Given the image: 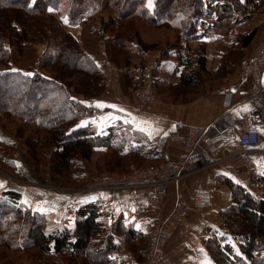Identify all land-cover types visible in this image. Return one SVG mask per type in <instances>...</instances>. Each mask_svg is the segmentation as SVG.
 <instances>
[{"label": "crops", "instance_id": "obj_1", "mask_svg": "<svg viewBox=\"0 0 264 264\" xmlns=\"http://www.w3.org/2000/svg\"><path fill=\"white\" fill-rule=\"evenodd\" d=\"M152 3L153 6L157 5L155 1ZM213 9L218 10L215 7ZM207 10V3H205V12L201 17L195 19L199 38L189 41L188 44L185 38H181L179 42L182 46L181 57H179L176 48L170 45L169 42L172 39L168 38L163 40L158 49L147 50L138 43L136 38L130 40L128 47L130 55L135 56L130 65L133 71L131 86L127 88L131 98L132 90L135 89L136 85L135 80L138 82L139 72L154 76L160 85L165 86L170 82L177 83L183 68L188 71L191 66L196 65L195 56L192 57L191 54L200 51L202 48L200 44L203 42L205 70L209 73L222 72L223 75L218 76L221 83L217 88L203 92L199 97L186 103H165L158 99L155 102L153 113H138L139 111L136 110L133 101L128 100L129 98L125 97L121 91L115 66L108 61L105 55L103 60H100L96 58V54L92 50V52L87 51L86 47V52L100 63L101 67L105 68L108 75V90L100 97H72L63 84L54 81L49 76L34 71L28 72L35 77L31 88L38 89L39 92L34 99L31 96L28 98L24 116L35 115L36 118L38 116V119L47 126L65 127L68 131L76 128H87L95 134L103 135L113 122L122 120L131 123L132 126L152 137L166 134L167 131L170 134L174 130L218 120L220 123L229 124L232 127V132L226 142L214 148H207L203 145L199 147L200 150H208L214 155V158L218 159L214 166L204 168L174 182L168 188L162 208L153 211L148 210L142 214H136L135 210L138 207L144 209L151 207L153 192L150 188L71 190L45 186L37 182L35 184L10 182L0 173V220L7 228V240L12 248L18 249V253L31 245V239H25V236H21V234L27 232L33 221L45 223L48 231L60 229L65 224L72 225L75 221L76 212L81 206L97 201L108 210L112 219L121 216L124 223H131L137 230L149 234L152 222L160 215L168 214L176 203L177 196L182 195V201L187 206V212L174 233L165 242L161 258L156 264H214L206 247V240L214 233L228 236L227 240L244 233L245 225H247L245 221H240L239 229L233 231L230 226V218H223L220 215V210L227 207L231 200L229 187L223 179L248 185L251 168L264 172V154L262 153L251 154L248 164H243L239 158L230 157L238 149V133L251 127V106L248 95L253 89L254 83L252 80L243 81L240 78L239 66L249 57L254 47L253 44L264 36V24L260 29H257L256 35L247 47L241 45L240 33L259 27V24L264 21V5H262V9L257 10L250 20L238 21L237 23L232 21L233 24L227 32L223 30L220 34H214L210 31L214 18L207 16ZM209 12L214 15L211 11ZM85 23H79L73 26L76 27L75 30L73 28L71 30L78 35L77 37L82 43L86 42L85 32L82 30L86 25ZM147 24L158 26L151 23ZM94 31L98 35V24ZM187 46L188 48H186ZM189 57L193 61L192 64L189 63L190 66H185L183 63L179 65L181 61L187 62ZM234 58H237L236 63H233ZM230 64L235 67V71L226 73L230 71V68L227 67ZM225 66L226 68H224ZM7 70L18 69L14 67L2 69L0 70V77ZM226 93H230L232 97V107L227 111L224 110L223 106ZM133 94L134 96L137 95L136 90ZM42 98H45V104L49 103L48 112L44 109L43 103L40 105ZM69 99H74L82 107L79 105V107L71 110L68 104ZM3 102L5 103V101L0 102V106L4 104ZM55 102V106L51 108L50 105ZM95 109L100 111L92 113V110ZM259 135L260 147L264 148L263 128L259 130ZM98 150L95 148L94 153L99 152ZM180 152V145L167 139L166 159H173ZM94 180L95 178L89 183ZM196 190L211 193L209 205L198 206L193 202L192 195ZM16 230L18 233L15 239ZM9 235H11L10 238ZM21 238L25 239H22V243H20ZM111 256L120 264H138L134 256L122 248L114 250Z\"/></svg>", "mask_w": 264, "mask_h": 264}, {"label": "trees", "instance_id": "obj_2", "mask_svg": "<svg viewBox=\"0 0 264 264\" xmlns=\"http://www.w3.org/2000/svg\"><path fill=\"white\" fill-rule=\"evenodd\" d=\"M79 1L81 0H0V50L6 44L18 47H22L25 42L46 44L39 56V63L53 72L52 78L62 83L72 97L80 94L91 98L101 95L106 87L105 75L101 66L80 45L78 37L65 30L60 17L64 18L69 26H75L102 9H111L114 12L113 17L100 19L101 33L108 29L107 26L111 25L112 19L119 22V26H126L127 20L133 21L138 17L151 24L157 22L160 24L164 21L162 25L178 29L174 44L170 45L176 48L179 57L182 56L180 51L182 46L179 43L181 38H185L187 44L199 38L195 19L204 13L202 0H172L160 22L148 14L143 0H124V3L123 1L119 3L117 0H97L90 6L77 7ZM212 1L220 10L217 17L212 15L214 23L211 29L214 34H220L223 30L227 32L233 24L232 21L237 23L248 20L259 6L264 5V0ZM235 14L236 16H233ZM208 15L210 14L207 12ZM133 29L134 27L129 30L124 29L127 33L118 32V35L113 36L114 40L111 41L117 42L118 46L117 50L110 53L112 59H120L121 45L129 47L131 38L137 37V30ZM257 29L260 27L240 33L243 47L250 45ZM263 37H260L253 45L255 46ZM203 44L201 42L200 51L191 54L192 57L195 56L196 65L191 66L188 71L183 68L179 81L174 85L199 88L205 85V80L202 78L204 74L214 77L219 75L205 70ZM58 62L62 64L60 73H56L55 70ZM64 62H69L70 69L64 68L66 66L63 65ZM190 62L193 63L189 57L187 62L181 61L179 65L183 63L185 66H190ZM122 63L120 74L124 77L125 84L122 82L121 84L125 86L131 83L133 75L128 64L125 61ZM76 74L82 76L86 82L73 80L72 88L64 76L70 77ZM32 77L29 73L19 70L5 72L3 79L7 100L2 104L3 106H0V113L23 119L22 125L33 124L41 128L35 117H25L22 110ZM81 86L85 88L82 89ZM68 104L71 110L80 105L74 99H69ZM99 111L95 109L92 113ZM45 131L44 142L54 147L49 166L58 176L64 171H69L70 167L89 175L85 162L91 159L94 149L98 147L104 149L103 154L106 160L104 167L109 170L120 169L127 172L131 164H136L132 165L135 167H143L141 165L145 163L149 166L166 160V136L150 139L141 130L132 128L121 121L113 122L103 135L95 134L87 128L68 131L56 126L45 128ZM260 173L264 180V172L260 171ZM250 175L248 185L223 179L229 187L231 200L227 207L220 210V215L223 218L233 215L240 217L247 222L248 230L245 235L233 236L228 240V236L216 233L209 237L206 240V247L214 264H261L264 255V189L258 190L254 187L251 169ZM148 210L154 209L141 208L138 212L135 210V213L142 214ZM150 233L137 230L131 223H124L121 216L112 219L108 210L97 201L81 206L76 212L72 225L65 224L60 229L48 231L45 223L33 221L27 230L32 244L26 249L36 247L47 255L51 253L62 255L68 264H88V262L114 264L111 253L125 244L135 260L141 262L143 256L145 257ZM5 235L6 227L0 220V243L5 239ZM80 258L87 262L77 261Z\"/></svg>", "mask_w": 264, "mask_h": 264}, {"label": "rangeland", "instance_id": "obj_3", "mask_svg": "<svg viewBox=\"0 0 264 264\" xmlns=\"http://www.w3.org/2000/svg\"><path fill=\"white\" fill-rule=\"evenodd\" d=\"M96 1L97 0H81L78 2L77 7H86L88 5L90 6V4H94ZM122 1H123V3L125 2L124 0H117V2H119V3H122ZM154 1H155V4L157 2L156 6L152 5L153 4L152 2H154ZM202 1H203V9H204L205 3L209 4V6H207V8H208L207 12L209 14H210L209 11H211L212 13H214V15H213L214 17H217L219 15L220 11H218L219 9L215 6L214 1H212V0H202ZM143 2L145 4L144 7H146V9L148 11V14L150 16H153L154 18H157L158 21L160 22L162 20L161 18L165 14L166 9L170 6L172 0H143ZM213 7L217 8L218 10H214ZM259 8L262 9V6H259ZM210 9H213V10H210ZM258 9H256L254 11L253 15H255V13L257 12ZM253 15H251L250 18H248V20H250L251 17H253ZM56 16L58 17V15H56ZM110 16L111 17L114 16L113 10L105 8V9H102V10L94 13L92 16L89 17V19L83 21V22H86L85 23L86 25H84V28L82 29L85 32L84 37L86 39V42H83V43L80 42L79 38H78V41L84 50H85V47L87 48V51H89V52L92 50L96 54L95 55L96 58H98L100 60H103L104 55H105V57L108 59V61H110L111 64H113L115 66L116 72L118 74V79H119V82L121 85V91L123 92V95L125 97L129 98L128 100H130L131 102L133 101V104L135 105V108H136L137 105L142 104V101L139 99V93L142 90L143 81L147 77L148 74H146L145 72L144 73L139 72L140 74L138 76V82H137V80H135L136 85H135V89H134V90H136L137 95L134 96V94H133L134 90H132V95L130 98V94H129V91L127 90V88L131 86V83L130 84L127 83V85H125V86H123L121 84V82L123 83L124 77H122V75L120 74L121 73L120 68H121V66H123L122 62L125 61L128 64L129 69L132 73L133 71H132L130 65H131V60L133 61L135 59V56L133 54L130 55L128 47H125V46L122 47V45H121V48L119 49V53L121 56L120 59L119 58L118 59H115V58L112 59L110 53H112L113 50L114 51L117 50V46H118L117 42L111 41V40H114V39H112L113 36L118 35V32L127 33V32H125L124 29L129 30L130 28L134 27L133 30H137V33H138L137 37H136L137 40L139 39L138 43L140 45H142L145 49L149 50V49L160 48L163 40H165L167 38L172 39L169 42L170 44H172L173 41L175 40V37L177 36L178 29L173 28V26L169 27L165 24L162 25V22H164V21H161L160 24H157L158 22L156 24H154L156 26L158 25L157 27L151 26L150 24H147L148 22H145L144 20H142L138 17V18L134 19L133 21L127 20L126 26H119V22L117 23L114 19H112L111 25L107 26L108 29L102 33L99 30L98 35H96L94 33L96 31H94V30H95V27L97 26V24H98V27L100 28V24H99L100 19L101 18H107ZM209 16H212V15L210 14ZM233 16H236V14ZM116 20L118 21V19H116ZM60 21L62 22V24L66 28L65 30L72 32L76 37L78 36L73 31H71L72 28L75 30L76 27H73L72 25L69 26L64 18L60 17ZM83 22H81V23H83ZM213 23H214V20H213ZM213 23H212V25H213ZM263 24H264V21L259 24V27L261 28L263 26ZM196 28H197V32H198L197 24H196ZM174 31H175V34H174ZM210 31H212V33H214V31L212 29ZM118 39H120V38H118ZM131 39H133V38H131ZM45 47H46V44L36 43V42H31V43L25 42L22 47H18L16 45L9 46L8 44H6V46L3 47L2 50H0V70L5 69V68H9V67H14V68H16L19 71L24 72V73H28L29 71H34L36 73L39 72V73L44 74L46 76H49V78L53 79L52 78L53 72H50L48 68L43 67L39 63V56L42 53V51L45 49ZM186 48H188V46ZM236 62H237V58H234L233 63H236ZM98 64L100 65V63H98ZM227 64H229V62H227ZM63 65H66V66H64V68L70 69L69 62H64ZM61 66H62V64H60V62L56 63V68H55L56 73H58V72L60 73L62 71ZM227 67L230 68L229 69L230 71H228L226 73H230V72L235 71V67H232V64L227 65ZM100 68L102 69V71L105 75L106 87H105V91L101 94V95H103L108 90L107 88L109 85V79L107 80L108 75H107L105 68H103V67H100ZM224 68H226V66ZM7 71H5V72H7ZM67 71H69V70H67ZM218 74H219L218 76L223 75L222 72H220ZM218 76L217 77L210 76V75L206 76L204 74L202 76V78H203V80H205V83H207V84H205L204 86H200L199 88H193L192 89V88L184 87L182 85H177V84L174 85L175 83H172V82H170L168 84L169 86L168 85H165V86L160 85V83L156 81L155 77L150 75V77L153 80V90H152L153 91V93H152L153 101H152L151 106H150L151 110L150 111H142V110L139 111L137 109L136 110L139 111L138 113L146 112V114H151L154 111L153 109H155V105H156L155 102L158 99L161 101H164L165 103H174V104L186 103L188 101H191L194 98L199 97L203 92L205 93L211 89L217 88L221 83L220 82L221 80L218 79ZM2 77H0V102H2V101L6 102V100H7L6 99L7 93H6V87H5L6 85H5V81ZM64 77L66 78V81L68 80V82L72 88L74 87L73 83L71 82L73 80L86 82L84 79H82L83 78L82 76H79L77 74L70 76V77H66V76H64ZM34 80H35V77H32V82ZM53 80L56 81L55 79H53ZM123 84H125V82ZM31 85H32V83L30 84L25 103L22 107L23 113H24L25 108L28 105V103H27L28 98L31 96V98L34 99V97L39 92L38 89H32ZM81 88L84 89L85 87L81 86ZM66 90H67V88H66ZM101 95H99L97 97H100ZM86 96L85 95L83 96V94H80V95L75 96V97L91 98V97H86ZM57 102H58V100H57ZM42 103L45 106L44 109H46V112H48L49 103L47 102L45 104V98L41 99L40 105ZM55 104H56V102L54 104L50 105V107L52 108L53 106H55ZM1 106H3V105H1ZM137 115H139V114H137ZM30 117H32V116H30ZM33 117H35V115H33ZM22 120L23 119H21L19 117H11L9 115L7 116V115H4L3 113H0V156H1L0 159H2V160H0V173L1 174H3V172L7 173L16 179L25 180L26 183L37 182L41 185L52 186L54 188L58 187V188H62V189L82 190L85 186H87L89 184L90 181H92L96 177H99L101 174H104V173H115V174L128 173L129 171L132 170V168L135 167L132 165H136V164H131L129 171H127V172H123L120 169L109 170L106 167H104V163L106 162V160L104 158V154H103L104 149L102 147H98L99 152L93 153L91 155V159L89 161L85 162L87 169L90 172V173H87L89 175H86L81 170H77L75 168L73 169L72 167H70L69 171H64L61 175L58 176V174L54 173L51 170V167L49 166L50 156H52V150L54 147H52L51 145H48L44 142V140H45L44 136L46 133L45 128H53L56 126L55 125L54 126L45 125V123L43 121L38 119V116L36 118V122H38L40 124L41 128H38L33 124L22 125L24 123ZM119 121L130 125L132 128L137 129L136 127L132 126V124L129 122H124L122 120H119ZM64 129H65V127H64ZM168 133H169V131H167L166 134L159 135V136H166L167 137L169 135ZM147 136L150 139H153L154 137H158V135L152 136V137L149 135H147ZM144 165L148 166L147 163L142 164L141 166L145 167ZM138 168H142V167H138ZM73 173H75V174H73ZM18 182H24V181L18 180ZM79 185H81V186H79ZM229 218L231 221L230 226L233 229V231L238 230L239 229L238 228L239 222L242 221L243 219H241L240 217H237L235 215H233L232 217H229ZM153 223L154 222H152L151 226L153 225ZM245 226H246V228L244 230V233L241 235H245L246 231L248 230V224ZM17 231L18 230H16L15 234H14L15 239L17 237L16 236V234L18 233ZM6 234H7V228H6ZM21 236H25L24 237L25 239L29 238L27 235V232L26 233L22 232ZM10 237H11V235H9V238ZM24 238L20 239L21 240L20 243L23 242L22 239H24ZM7 239L8 238L5 235V239L2 242L3 244L0 243V264H68L67 263L68 261H66L64 256L57 255L54 253L47 255L44 252L40 251V249H38L36 247H31L29 250H27V249L21 250V252L18 253V251H17L18 249L12 248V246L10 245V243ZM29 239H28V241H29ZM13 242H15V240H13ZM31 244H32V242H31ZM145 245H146V243H145ZM121 248H123L126 251H129V250H127V246L125 244H124V246L122 245L119 249H116V250H120ZM162 250H163V248H162ZM145 251H146V249H145ZM1 254L3 255L2 257H1ZM161 254H162V251H161ZM161 254H160V257L157 260V262L160 260ZM263 258H264V255L262 257L261 264H264ZM77 261L87 262L82 258L77 259ZM157 262H155L154 264H156ZM145 263H146V259L143 256V260L141 262H139V264H145ZM88 264H90V263L88 262ZM114 264H120V263H118L117 260H114Z\"/></svg>", "mask_w": 264, "mask_h": 264}, {"label": "built area", "instance_id": "obj_4", "mask_svg": "<svg viewBox=\"0 0 264 264\" xmlns=\"http://www.w3.org/2000/svg\"><path fill=\"white\" fill-rule=\"evenodd\" d=\"M238 73L243 81L252 80L254 83V87L248 95L251 106V127L238 133V149L230 157L239 158L243 164H248L251 154H264V148L260 147L259 135V130L261 128L264 129V37L255 44L247 60L239 66ZM152 90L153 80L148 74L139 93V99L142 104L136 106L137 110H151L150 106L153 101ZM231 99V94L226 93L223 105L225 111L230 110L232 107ZM231 132L232 127L229 124L220 123L218 120H211L205 124L174 130L167 136V139L180 145L181 152L177 157L166 159L156 165L142 168L134 167L131 171L124 174H101L82 190L150 188L153 192L150 208L159 210L165 202L168 188L171 184L204 168L212 167L218 162V159L214 158V155L208 150H200L199 147L203 145L207 148H214L226 142ZM251 173L253 174L254 187L258 190L264 189V180L260 171L256 168H251ZM3 175L10 182L18 180L26 182L4 172ZM192 200L198 206L209 205L211 193L209 191L196 190L192 195ZM140 209L141 207H138L136 211L138 212ZM186 212L187 206L182 201V195L179 194L170 212L157 217L152 225L150 238L147 243L145 264L157 262L165 242L179 226Z\"/></svg>", "mask_w": 264, "mask_h": 264}, {"label": "water", "instance_id": "obj_5", "mask_svg": "<svg viewBox=\"0 0 264 264\" xmlns=\"http://www.w3.org/2000/svg\"><path fill=\"white\" fill-rule=\"evenodd\" d=\"M207 6H209V4H207Z\"/></svg>", "mask_w": 264, "mask_h": 264}]
</instances>
